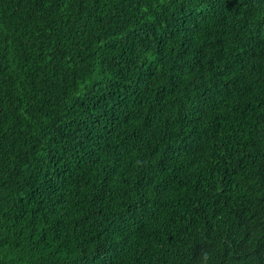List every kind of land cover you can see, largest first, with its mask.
Wrapping results in <instances>:
<instances>
[{"label": "trees", "instance_id": "16d2710c", "mask_svg": "<svg viewBox=\"0 0 264 264\" xmlns=\"http://www.w3.org/2000/svg\"><path fill=\"white\" fill-rule=\"evenodd\" d=\"M0 264H264V0H0Z\"/></svg>", "mask_w": 264, "mask_h": 264}]
</instances>
